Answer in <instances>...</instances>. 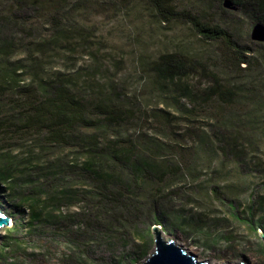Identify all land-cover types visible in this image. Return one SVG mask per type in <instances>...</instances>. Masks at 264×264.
<instances>
[{
    "label": "rangeland",
    "instance_id": "rangeland-1",
    "mask_svg": "<svg viewBox=\"0 0 264 264\" xmlns=\"http://www.w3.org/2000/svg\"><path fill=\"white\" fill-rule=\"evenodd\" d=\"M174 4L252 48L250 64L188 22L162 23L145 0H0L3 124L25 103L19 90L58 81L122 116L89 112L95 126L66 143L4 137L0 168L15 186L0 195L11 219L0 264H141L154 228L212 264H264V42L252 39L264 2ZM169 55L179 68L164 78L153 67ZM215 80L230 103L209 98ZM116 141L135 147L130 163L110 157Z\"/></svg>",
    "mask_w": 264,
    "mask_h": 264
},
{
    "label": "trees",
    "instance_id": "trees-1",
    "mask_svg": "<svg viewBox=\"0 0 264 264\" xmlns=\"http://www.w3.org/2000/svg\"><path fill=\"white\" fill-rule=\"evenodd\" d=\"M148 5L153 9L155 15L164 24H170L174 21H185L192 25L197 34L200 35L205 41L221 42L234 56L237 66H248L250 64V55L253 49L241 45L227 29L219 24H211L197 15H193L187 11H179L174 0H145ZM233 6L238 8H245L254 2H264V0H227ZM257 23H263L264 19L257 18ZM169 60L163 58V62H158L154 65V69L161 77L172 76L176 69L179 68L178 55H169ZM178 64V66H177ZM219 81L215 80L214 87L209 90V98H216L224 103H230L234 93L224 89ZM0 90H3L0 87ZM25 92V93H24ZM18 93H24L25 103L17 104L19 107V115L16 121H9L3 124L0 121V151L5 150L1 145L4 137L8 136L10 139H15L17 136L22 137L26 135L38 134L46 135L47 140L54 143H66L67 140L73 138L75 128L78 127H94L95 124L87 117L89 112L96 115L105 116L109 122H118L122 118L118 109L114 105L105 104L103 102L86 101L78 97L68 85L63 84L61 81L56 83H49L43 89H31L26 87L19 90ZM154 117H159L164 122L170 123L175 119L171 114L159 111V114L152 113ZM76 137V135H75ZM78 142L81 144L84 139L77 137ZM86 141V140H85ZM135 147L121 146L118 142L110 144V157L114 162L120 164L130 163L133 159ZM88 171V170H87ZM147 172V170H146ZM96 174V172H93ZM98 173V172H97ZM98 175L97 183H102ZM100 181V182H99ZM12 183L11 177L7 170L0 168V195L4 193ZM103 184V183H102ZM104 185V184H103ZM13 186L10 187L14 189ZM1 204V202H0ZM41 214H37L40 216Z\"/></svg>",
    "mask_w": 264,
    "mask_h": 264
},
{
    "label": "water",
    "instance_id": "water-1",
    "mask_svg": "<svg viewBox=\"0 0 264 264\" xmlns=\"http://www.w3.org/2000/svg\"><path fill=\"white\" fill-rule=\"evenodd\" d=\"M252 39L264 42L263 24L255 25ZM10 223L11 219L0 207V235L2 228L9 226ZM153 231L156 235V250L141 264H212L210 260H200L196 254L190 252L183 245L176 244L175 240L162 238L159 228H154ZM261 237L264 239L263 233H261ZM239 264L248 263L244 261Z\"/></svg>",
    "mask_w": 264,
    "mask_h": 264
}]
</instances>
